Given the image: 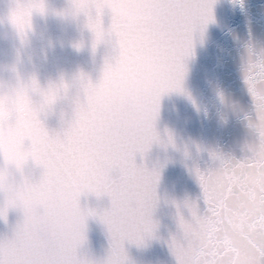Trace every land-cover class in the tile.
Returning <instances> with one entry per match:
<instances>
[{
    "label": "clouds",
    "instance_id": "obj_1",
    "mask_svg": "<svg viewBox=\"0 0 264 264\" xmlns=\"http://www.w3.org/2000/svg\"><path fill=\"white\" fill-rule=\"evenodd\" d=\"M150 12L147 0H63L59 7L52 0H0V45H7L0 47V220L10 238L37 251L49 249L64 234L84 244L89 219L106 234L109 246L112 238L134 235L145 194L133 189L122 195L116 180L87 183L89 176L94 181L108 176L96 166L98 149H118L132 137L147 135L159 142L156 126L166 93H181L195 105L184 77L177 82L169 64L151 57L120 58L122 47L138 48L151 38L145 26ZM167 21L175 28L199 23L198 13L179 0ZM53 29H79V34L66 42L53 36ZM66 46L87 50L93 59L104 50L95 77L82 69L68 75L48 66V58ZM49 116L57 118L60 130L73 129L81 138L75 147L79 172L64 178L67 191L57 196L37 186L43 169L32 148L42 128L48 129ZM152 171L157 184L159 172ZM244 182L247 189L233 194L234 206L221 222L219 255L199 253L193 264H251L245 249L264 251V167L250 169ZM73 191L94 198L95 204L85 212ZM105 200L107 207L101 206ZM10 214L15 216L11 222ZM109 259L118 264L116 255L102 260ZM127 260L132 264L128 255Z\"/></svg>",
    "mask_w": 264,
    "mask_h": 264
},
{
    "label": "snow or ice",
    "instance_id": "obj_2",
    "mask_svg": "<svg viewBox=\"0 0 264 264\" xmlns=\"http://www.w3.org/2000/svg\"><path fill=\"white\" fill-rule=\"evenodd\" d=\"M147 3L151 12L145 26L151 38L138 48L122 47L120 58L128 62L149 54L169 64L179 82L185 74V60L193 52L194 34L197 30L203 34L205 26L214 21L215 0H179L189 12L198 13L199 20V23L191 22L181 28H175L167 21V13L176 5L177 0H147ZM243 74L254 103L256 117L254 121L250 120L249 126L255 131L257 142L248 145L247 151L250 154L240 159L210 152L213 166L206 171L195 169L202 189L204 209L201 211L195 202L186 201L185 207L190 213V219H185L178 209L179 234L167 241L177 264H193L192 258L199 253L213 257L219 255L217 249L221 243V222L234 206L233 194L240 189H247L244 177L250 169L264 167V53L257 54L249 49ZM154 141L156 137L153 135L132 137L118 149H99L102 154L100 166L108 176L103 181L97 178L98 182L110 184L114 176L120 194L126 195L133 189L145 194L144 207L134 222V235L126 240L112 238L110 241L108 256H118V264H129L125 242L139 246L156 229L152 219L156 206V173L137 166L135 159L137 154L143 157ZM80 142L79 134L73 129L50 132L42 128L41 136L32 141L37 163L43 169L37 181L38 187L54 186L74 166L75 147ZM82 245L83 242L75 241L70 234H64L49 249L37 251L25 241L4 238L0 239V264H112L110 259L95 260L79 253ZM245 252L251 257V264H264V251L249 246Z\"/></svg>",
    "mask_w": 264,
    "mask_h": 264
},
{
    "label": "water",
    "instance_id": "obj_3",
    "mask_svg": "<svg viewBox=\"0 0 264 264\" xmlns=\"http://www.w3.org/2000/svg\"><path fill=\"white\" fill-rule=\"evenodd\" d=\"M52 3L59 7L63 0H52ZM78 34L79 29L75 33H61L56 29L52 32L53 36L60 37L66 42ZM82 35L88 39L90 34L83 31ZM103 55L104 50H99L93 59L87 50L77 52L66 46L63 50L57 49L48 58V66L53 70H63L68 75L82 69L95 77ZM147 57L155 59L149 54L139 58ZM183 84L195 100V105L181 93H166L161 100V120L156 126L159 142L154 141L143 157L137 154L135 158L137 166H143L149 171H158L159 181L155 186L156 206L152 213V219L156 224L155 232L152 236H146L139 246L128 242L124 245L132 264H148L149 261L152 264H177L167 241L179 234L178 209L185 219H190V213L185 207L186 201L195 202L201 211L204 209L202 189L195 169L206 171L213 166L210 152L236 159L250 154L247 151L248 142L227 92L198 31L193 37L192 55L185 60ZM46 125L50 132L60 130V124L55 116H49ZM98 151L100 152L99 149ZM101 159L100 152L96 166L105 172L100 166ZM80 167L81 162L75 152L74 166L65 172L54 186L41 188L53 196L66 192L64 178L69 174L77 175ZM112 180L116 178L113 176ZM96 182L98 181L92 180L89 176L87 183ZM71 194L79 199L80 208L85 212L95 204L94 198L88 199L83 193L78 197L75 191ZM101 206L107 207V201H103ZM14 219L15 216L10 214L9 222ZM85 227L88 230L87 240L80 247L79 253L95 260H102L109 251L106 234L102 233L90 219L86 221ZM10 236L7 224L0 220V239Z\"/></svg>",
    "mask_w": 264,
    "mask_h": 264
}]
</instances>
